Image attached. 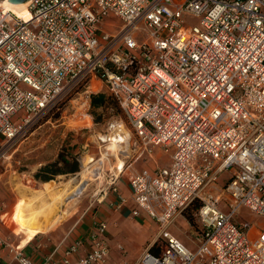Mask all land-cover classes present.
Listing matches in <instances>:
<instances>
[{"label": "built area", "instance_id": "obj_1", "mask_svg": "<svg viewBox=\"0 0 264 264\" xmlns=\"http://www.w3.org/2000/svg\"><path fill=\"white\" fill-rule=\"evenodd\" d=\"M28 11L0 7V146L97 79L136 154H171L129 178L132 215L159 229L137 264H264V229L233 221L244 207L264 218V0H30ZM196 203L191 249L170 229ZM107 232L100 222L85 256L79 240L42 264H105ZM15 260L35 264L20 247Z\"/></svg>", "mask_w": 264, "mask_h": 264}, {"label": "rangeland", "instance_id": "obj_2", "mask_svg": "<svg viewBox=\"0 0 264 264\" xmlns=\"http://www.w3.org/2000/svg\"><path fill=\"white\" fill-rule=\"evenodd\" d=\"M186 23L192 26L198 24L190 17H186ZM99 93L112 96L108 88L97 79L93 80L91 87L87 84L76 86L71 94L64 97L52 109L34 118L30 127L16 141L0 146V226L7 233L8 241L12 240L17 245L25 238V234L15 232L16 225L29 232L42 230L39 235H55L63 238L82 219L85 212L96 209L104 201L110 191L113 178L121 177L123 173L128 176L132 169L140 170L147 167L148 156L139 157V154H136L133 144L136 134L130 127L122 107L119 105L117 109L114 102L103 110H95L91 107L90 97ZM118 125H122L123 130H117ZM117 132L122 133L123 137L125 132L129 133L128 147L122 144L123 150L117 157L114 155L106 157L108 166L99 176L100 178H96L99 168L97 163L103 153H107L106 149L111 143L109 140L104 142L103 137L108 139V136H115ZM153 152L156 153L157 160L163 155L169 164L171 163V154L165 152L163 148L156 147ZM62 157L70 160L76 158L79 170L71 173L69 169L73 165L65 166L64 163H60L59 166L68 173L53 176L47 182L36 177L44 167L60 162ZM89 158L94 161L88 162ZM120 162L125 164L123 169H119ZM230 176L229 173H225L219 184L227 183ZM89 177L92 181L82 190L79 189V197L74 199L68 196L69 198L65 197L53 204L51 197L44 195L42 199L37 195L38 192L44 191V187H52L54 195L63 193L66 189L71 192ZM27 201L33 203V207L37 208L34 207V211L39 214L35 213L38 220L31 224L25 223L29 226H23L20 223V220L23 221L21 205L28 204ZM43 201H47V204ZM42 203H45L43 207ZM198 205L199 203L195 204ZM195 206L184 213V218L178 219L184 220L186 224L178 221L173 227L187 245L193 244V232L198 226L194 214L197 209ZM221 207L224 211L231 209L226 200L221 202ZM233 221L238 226H252L251 230L254 233L264 229V218L245 207L238 210ZM153 226L152 238L157 228L155 223ZM148 245L149 243L144 248L146 249ZM118 250L121 254L124 251ZM131 254L135 256L134 253ZM122 255L126 257V254ZM112 260L108 259L105 264H115Z\"/></svg>", "mask_w": 264, "mask_h": 264}, {"label": "crops", "instance_id": "obj_3", "mask_svg": "<svg viewBox=\"0 0 264 264\" xmlns=\"http://www.w3.org/2000/svg\"><path fill=\"white\" fill-rule=\"evenodd\" d=\"M155 155L156 153L153 152L152 155L148 156L147 167L140 170L132 169L131 173L143 170L154 171L166 168L171 164H169L167 158L165 159V156L161 155L157 160ZM151 160L154 162H149ZM131 173L128 176H125V173H123L121 177H118L114 187H110V191L104 198V201L96 209L85 212L82 219L63 238L56 237L55 235H39L42 230L29 232L20 229L16 225L15 232L25 234L23 241L16 245L12 240H7V233L0 226V255L2 257L0 264H17L15 260L16 247L23 249L24 254L35 264H42L51 256L56 259L60 258L66 249L79 240L84 242V247L81 249L79 256H85L87 243L100 222H105L108 225L107 234L110 246L108 259H113L112 261L115 264H137L142 255L155 243L159 229L156 223L149 217L142 215L136 218L132 215V211L136 206L131 199L129 181ZM36 220L27 224L34 223ZM178 221L185 223L181 219ZM20 223L23 226H29L21 220ZM153 223H155L157 228L152 238L154 233ZM22 225L19 226L25 228ZM173 227L170 229L171 233L180 239L179 234L173 230ZM182 242L185 243L184 241ZM148 243L149 245L145 249L144 246ZM187 246L191 249L195 248L193 244ZM118 249H123L122 254H126V257L119 253ZM131 253H134L135 256L133 257Z\"/></svg>", "mask_w": 264, "mask_h": 264}, {"label": "bare ground", "instance_id": "obj_4", "mask_svg": "<svg viewBox=\"0 0 264 264\" xmlns=\"http://www.w3.org/2000/svg\"><path fill=\"white\" fill-rule=\"evenodd\" d=\"M28 5H29V1L25 2V3H22V4H13V3H10L8 0H0V7H2L3 9H6L8 11H12L14 13H16L18 16L24 18V19H29L30 17V14H29V11H28ZM80 110V109H79ZM117 130H123V126L122 125H119ZM122 133H119L117 132L115 134V136H111L109 137L108 136V139H105V137H103V141L104 142H107L108 140L111 141L110 145L107 147V153H103V156L102 158L98 161L97 165H99L97 168V171L98 173V176L96 178H98L99 176H101L102 172H104V170L107 168L108 164L106 163L108 161V158L106 157H109L111 155H114L115 157H117L118 153L119 152H122L123 148H122V144H126V147H128V141L130 139L129 137V133L128 132H125V137L121 136ZM107 137V136H106ZM94 160L89 158L88 159V162H93ZM124 167V163L120 162V165H119V169H122ZM95 170V169H94ZM100 178V177H99ZM91 178H86L84 180V182H82V184L74 189L73 191L69 192L67 191H63V193H58L57 195H54L53 192H52V187H44V191H40L38 192V196L39 197H44V195L46 196H49L51 197L52 201H53V204L54 202H60L62 199H64L65 197H72L73 199L75 197H79V189L82 190L83 188H85L86 186H88V184L91 182ZM63 190V189H62ZM35 191V190H34ZM33 191V192H34ZM58 191V190H57ZM32 194V193H31ZM56 194V193H55ZM32 196V195H31ZM33 198H34V195H33ZM69 198V197H68ZM35 199V198H34ZM40 199V198H38ZM43 199V198H42ZM27 200V199H26ZM33 200V199H32ZM37 200V198L35 199ZM46 200V199H45ZM29 201V200H28ZM28 201L26 203H28ZM39 201V200H38ZM25 202V200H24ZM29 202H32L31 200ZM45 202V201H43ZM47 202V201H46ZM45 202V203H46ZM40 203V202H38ZM45 203L43 204L42 203V207L43 205H45ZM47 204V203H46ZM49 204V203H48ZM38 205V204H37ZM22 220L24 221V223H30L37 218V215L36 214H39V213H36L34 211V207H33V203H28V204H25L23 205L22 203ZM40 206V205H39ZM49 206V205H48ZM36 208V207H35ZM50 208V207H48ZM37 209V208H36ZM39 209V207H38ZM47 208H45L46 210ZM52 209V208H51ZM38 212V210H37ZM36 213V214H35ZM44 213V212H43Z\"/></svg>", "mask_w": 264, "mask_h": 264}, {"label": "trees", "instance_id": "obj_5", "mask_svg": "<svg viewBox=\"0 0 264 264\" xmlns=\"http://www.w3.org/2000/svg\"><path fill=\"white\" fill-rule=\"evenodd\" d=\"M91 99V107L95 110H103V109H107L108 106L111 105V102H114L113 104L116 105L117 109H119V102L118 100L111 96H107L105 93H99V94H94L90 97ZM60 163H64L65 166H72V168H70L69 172L74 173L77 172L79 170V164L78 161L76 160V158L70 160L67 157H62L60 162L57 163H53V164H49L46 167H44L40 173H38V175L36 176L38 179L41 178L42 181L47 182L50 181L52 179L53 176H57L59 174H65L68 173V171L62 169L59 164ZM198 206H195V208H198ZM194 208V207H192ZM188 217L193 220L192 216H190L188 214ZM151 252H156L158 251L157 245H154L150 248Z\"/></svg>", "mask_w": 264, "mask_h": 264}, {"label": "water", "instance_id": "obj_6", "mask_svg": "<svg viewBox=\"0 0 264 264\" xmlns=\"http://www.w3.org/2000/svg\"><path fill=\"white\" fill-rule=\"evenodd\" d=\"M8 1L13 4H22L30 0H8Z\"/></svg>", "mask_w": 264, "mask_h": 264}]
</instances>
